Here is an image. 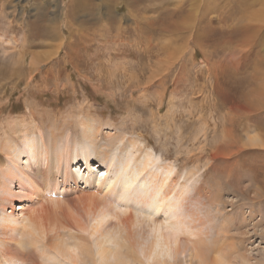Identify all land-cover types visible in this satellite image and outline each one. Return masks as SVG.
Instances as JSON below:
<instances>
[{
  "label": "rangeland",
  "instance_id": "obj_1",
  "mask_svg": "<svg viewBox=\"0 0 264 264\" xmlns=\"http://www.w3.org/2000/svg\"><path fill=\"white\" fill-rule=\"evenodd\" d=\"M197 1L194 7L185 0H75L82 10L67 27L68 0H0V74L6 75H0V121L22 122L32 109L36 123L75 132L79 144V119L99 128L98 147H110L114 136L127 149L129 139L147 141L145 150L200 191L215 239L209 258L241 264L245 255L248 263L264 264L263 7L260 0ZM189 7L202 20L199 46L163 31ZM167 13L174 14L170 21ZM243 25L245 36L232 41L227 35ZM92 168L99 178L101 168ZM49 207L33 197L13 211L43 215Z\"/></svg>",
  "mask_w": 264,
  "mask_h": 264
},
{
  "label": "bare ground",
  "instance_id": "obj_2",
  "mask_svg": "<svg viewBox=\"0 0 264 264\" xmlns=\"http://www.w3.org/2000/svg\"><path fill=\"white\" fill-rule=\"evenodd\" d=\"M74 1L68 0L62 15L67 27L82 10V5ZM260 1L264 22V0ZM185 2L193 6L198 1ZM189 8L181 20L163 24V31L171 35L178 32L185 44L194 38L199 46L205 38L199 32L202 20L194 15L197 10ZM110 12L106 10L107 17ZM207 13L211 14L210 8ZM167 14L170 21L174 14ZM247 30L248 26L243 25L227 36L235 42ZM31 110L22 122L0 121V264H84L85 259L96 264H181L182 259H188L185 264H230L224 259L209 258L211 251H216L209 249L215 239L208 212L202 199H197L200 191L196 188L193 193L172 164L164 162L152 149L145 150L150 143L129 139L127 149L122 137L109 136L110 147H98L99 128L89 127L79 119L78 124L74 123L75 127L81 126L83 141L79 144L72 136L75 132L71 134L51 124L44 128L42 120L36 123ZM210 152L213 160L216 154ZM93 165L103 172L99 178L92 177ZM78 183H82L83 190L95 188L96 194L76 190ZM33 197L51 206L45 215L39 211L19 212V217L14 213L16 203L23 204L24 198ZM238 259L241 264H256L248 263L245 255Z\"/></svg>",
  "mask_w": 264,
  "mask_h": 264
}]
</instances>
